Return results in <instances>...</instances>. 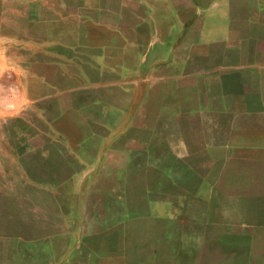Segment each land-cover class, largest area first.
I'll use <instances>...</instances> for the list:
<instances>
[{
    "label": "crops",
    "instance_id": "1",
    "mask_svg": "<svg viewBox=\"0 0 264 264\" xmlns=\"http://www.w3.org/2000/svg\"><path fill=\"white\" fill-rule=\"evenodd\" d=\"M0 157L64 220L120 205L138 173L150 197L170 174L214 201L256 188L264 0H0ZM3 234L0 264H57Z\"/></svg>",
    "mask_w": 264,
    "mask_h": 264
},
{
    "label": "rangeland",
    "instance_id": "2",
    "mask_svg": "<svg viewBox=\"0 0 264 264\" xmlns=\"http://www.w3.org/2000/svg\"><path fill=\"white\" fill-rule=\"evenodd\" d=\"M249 170L262 173L256 188L234 183L215 201L204 188L185 196L172 174L165 194L150 197L155 177L138 173L120 205L88 206L83 220H64L45 190L27 188L0 157V233L8 230L2 237L29 256L55 253L57 264H264V167Z\"/></svg>",
    "mask_w": 264,
    "mask_h": 264
}]
</instances>
